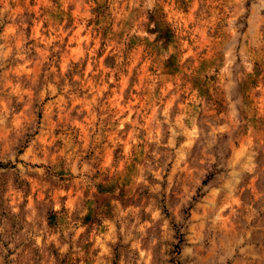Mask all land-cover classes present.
Returning a JSON list of instances; mask_svg holds the SVG:
<instances>
[{"label":"rangeland","instance_id":"obj_1","mask_svg":"<svg viewBox=\"0 0 264 264\" xmlns=\"http://www.w3.org/2000/svg\"><path fill=\"white\" fill-rule=\"evenodd\" d=\"M0 264H264V0H0Z\"/></svg>","mask_w":264,"mask_h":264},{"label":"bare ground","instance_id":"obj_2","mask_svg":"<svg viewBox=\"0 0 264 264\" xmlns=\"http://www.w3.org/2000/svg\"><path fill=\"white\" fill-rule=\"evenodd\" d=\"M262 16H263V15H262ZM262 16H261V17H262ZM252 24H253V23H252ZM250 25H251V24H250ZM252 122H253V121H252ZM223 231H224V230H223Z\"/></svg>","mask_w":264,"mask_h":264}]
</instances>
